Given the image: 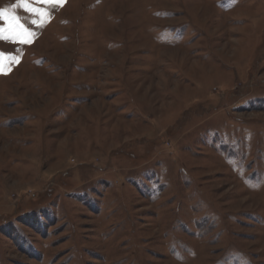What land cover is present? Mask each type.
Returning <instances> with one entry per match:
<instances>
[{
	"label": "rangeland",
	"instance_id": "obj_1",
	"mask_svg": "<svg viewBox=\"0 0 264 264\" xmlns=\"http://www.w3.org/2000/svg\"><path fill=\"white\" fill-rule=\"evenodd\" d=\"M37 7L0 40V264H264V0Z\"/></svg>",
	"mask_w": 264,
	"mask_h": 264
},
{
	"label": "snow or ice",
	"instance_id": "obj_2",
	"mask_svg": "<svg viewBox=\"0 0 264 264\" xmlns=\"http://www.w3.org/2000/svg\"><path fill=\"white\" fill-rule=\"evenodd\" d=\"M67 0H17V2L11 6V9H0V21H3L6 28H0V40L28 45L32 43V33L29 28L21 21L17 10L22 9L36 17L43 18L48 15L46 11L37 7V5H47L51 8L62 7ZM33 24H37L43 27L37 20L32 21ZM5 53L0 52V74H5V68L3 60L5 59ZM10 63L18 62L17 58L8 57Z\"/></svg>",
	"mask_w": 264,
	"mask_h": 264
}]
</instances>
